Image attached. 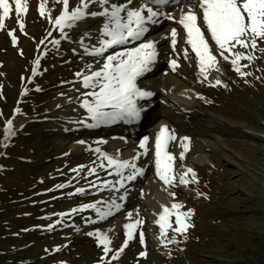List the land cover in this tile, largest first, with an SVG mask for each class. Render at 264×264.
Masks as SVG:
<instances>
[{
  "label": "rangeland",
  "instance_id": "374dc122",
  "mask_svg": "<svg viewBox=\"0 0 264 264\" xmlns=\"http://www.w3.org/2000/svg\"><path fill=\"white\" fill-rule=\"evenodd\" d=\"M22 2L27 4V11L17 17L14 0H9L12 8L9 15L13 16L14 21L9 23V29L3 33L4 39L0 42V79L4 78L9 82L4 92L7 99L0 93V114L8 111L13 101L12 108L16 105L14 97L16 85L19 83V97L25 90L32 93L19 103L21 108L28 113L33 112L32 108L40 111L39 125L41 122L49 125L54 119L49 113L53 103L74 88L78 76L89 73L94 65L99 64L100 59L89 60L84 55L73 57L69 55L70 50L67 53L62 51L68 50L67 46H71L75 38L70 42L63 36L67 26L61 29L54 24L58 16L55 12L61 11L63 6L61 0ZM42 3L45 5L44 15L39 11ZM80 5L81 0H77L71 10ZM94 9L101 11L98 3ZM18 19L23 22V30L19 24L13 26ZM48 24L55 26L59 37L47 42L41 35ZM10 30H17L20 34L24 31L25 35L19 40L12 33L15 36L13 45V37L8 34ZM60 46L64 49L59 48ZM238 50L245 53V58L238 62L243 77L239 76L233 65H226L228 83L223 90L215 93L219 104L210 106V111L230 121L236 128L230 132L231 135H224L223 149L218 144L215 148L206 146L202 141L205 145L203 151L214 163V171L203 165L199 170L192 169L188 177V186L203 198L199 199L195 206L188 205L186 212L191 210L192 214L187 221L191 227L186 232L181 234L173 231L177 227L175 215L169 217L172 227L166 229V236L161 237L159 225H155L154 244L164 248V254L147 247L146 244L150 243L145 231L148 221L142 213H138V219L142 223L137 225L135 234H132L133 238L116 259H113V256L124 244L126 229L120 228L112 237L107 254L99 243L97 233L88 235L91 231L85 223L95 217L96 213L92 208L84 206L99 200L105 189L112 187L108 180L114 177L115 169L107 167L94 153V149L101 147L105 136L85 138L87 145L83 149L79 148L81 146L72 148L67 143L69 139L58 134H50L46 138L34 134L29 140L34 142L33 148L20 147L22 145L19 144L23 142L17 141V138L9 140L10 145L17 144L12 149L5 146L0 157V171L3 163L4 168L15 166L12 171H7L5 176L0 172L1 202L13 204L8 198L11 191H8L9 184L19 183L22 179L30 180L39 172L44 175L46 169L49 170V182L47 185L39 183L42 186L38 190L49 189L50 185L56 182L55 185L62 194L56 196L52 190L51 196L44 200V204L33 202L42 205L36 217L30 221L16 222L18 225L26 224L27 231H21L19 227L18 230L23 235H19L15 240H0V264H264V253L262 261L257 253L264 251V66L260 58H264V41L258 40L255 50L239 46L232 49L234 53ZM248 56L253 59H247ZM35 86L36 90L41 91H36ZM19 108L18 112H22ZM26 117V113H16L4 124H0V132L2 133L6 125L7 130L12 129L13 133H17L18 125L24 120L28 123ZM154 121L155 119H149L146 125L149 123L154 127ZM59 129L56 128V132ZM7 130L0 142L8 134ZM76 134H81V131ZM21 140L23 141V138ZM16 155L29 156L33 160H30L31 163H19L16 161ZM53 155L59 157L57 164L56 161L53 163L58 168L50 170L49 162L44 158L49 159ZM70 156L75 157V160L70 159ZM195 156L196 154L193 155ZM92 169L94 171H91ZM17 173V178L12 179ZM61 185L63 187H59ZM78 189L83 191L79 192ZM75 198L76 200H72ZM44 213L52 215L42 221L39 214ZM57 213L62 217L58 218L60 216ZM14 217L12 214L8 219L12 220ZM47 221H55L56 224L53 223L51 228L48 225V229H37L35 235L28 236L36 229L34 224ZM54 227L57 228L53 229ZM0 231L7 232L9 228ZM141 232L144 234L143 244L140 243ZM14 235L16 233H9L7 237ZM252 243L255 246H252ZM13 244L17 245L18 252L11 257L6 249ZM142 252L145 255L141 256ZM23 257L24 259H21Z\"/></svg>",
  "mask_w": 264,
  "mask_h": 264
},
{
  "label": "snow or ice",
  "instance_id": "6c2138e0",
  "mask_svg": "<svg viewBox=\"0 0 264 264\" xmlns=\"http://www.w3.org/2000/svg\"><path fill=\"white\" fill-rule=\"evenodd\" d=\"M90 3H98L101 7L99 12L88 13L86 10ZM109 0H81V5L69 12L68 0H63V10L54 20V24L63 29L65 26H74L75 22L83 20L88 16L103 17L105 22L100 29L101 37L98 41L99 47H94L90 52L87 48L85 51L89 55L102 57L104 53L116 45H124L130 41H141L142 37L149 31L146 24H157L160 18L174 20L182 26L186 34V43L190 45L192 52L195 53L197 66L200 74L205 76L209 70L217 68V57L213 54L210 47V42L206 36L210 35L211 41H214L220 51V55L228 60L229 57L224 55L226 52H231L237 46L241 48H257V41H264V0H195L194 4L187 5V11L181 9L179 18L177 19L171 13H165L160 7L154 9L149 5L165 6L170 3L178 4L179 0H139V7H129L133 4V0H127L126 4H111L110 10L105 7ZM15 13L17 17L27 11V4L22 0H14ZM200 10V15L196 9ZM0 27H3L4 18L8 17L12 8L9 0H0ZM40 14L44 15L45 5L42 3L39 8ZM124 13L122 16L121 14ZM18 24L23 30V22L18 19ZM13 37L12 32L8 33ZM87 35V34H86ZM171 45L175 50L177 43V29L172 28L170 32ZM58 43V41H54ZM157 56L156 42L153 40H145L138 46L127 49L104 58L102 67L98 71H93L91 75L83 77V86L85 88H97L98 91L85 93L86 96L93 97L91 102L85 100L81 107L85 108L93 123L85 124L86 127L94 128L101 124H110L117 121L131 123L140 118L142 109L137 106L138 99H145L152 96L150 91L141 90L137 87V78L144 73L150 71V65L155 61ZM234 58L231 59V64L235 71L240 72L238 62L245 58L243 53H233ZM253 59L252 56L246 57ZM173 70L178 67L175 60L171 61ZM35 73V68L33 69ZM243 74V73H241ZM79 75V74H78ZM216 80V84H220ZM215 86V85H213ZM39 90V89H37ZM80 123H85L80 121ZM11 122H9V128ZM176 139L174 133L170 132L166 126H162L155 137V167L156 175L165 185H172L176 179L173 173L174 157L168 151L170 141ZM187 137L182 138V147L184 151L180 153V158L183 159L184 152L187 151ZM81 143H83L81 141ZM148 138L145 137L139 143V147L144 149L146 154L148 151ZM95 151L100 152L97 148ZM104 159L107 160L108 166H114L116 174L121 177V180H134L138 175L142 174V169L138 168L135 160L137 156H133L131 160H120L118 157L107 156L101 153ZM103 167V165H101ZM124 169H130V173L124 176ZM91 171H94L92 169ZM192 173V169H187L179 176L180 184H187L185 176ZM195 181V174L192 176ZM124 187V184H120ZM63 187V185L59 186ZM77 191L82 192L83 189ZM174 195V194H172ZM198 195H200L198 193ZM123 199V197H120ZM117 210L120 205L113 201L112 204ZM86 208H96L95 204L85 205ZM181 204L174 203L171 209L164 208L159 215L156 223L159 225L161 237L166 236V229L171 228L169 217L175 215V224L177 227L173 229L176 233H184L191 225L187 221L191 218V210L188 212H180ZM75 211V210H74ZM98 215L101 218L110 215V212H100L97 209ZM136 223L124 225L127 230L126 239L123 246L119 249L113 259L118 258L119 254L128 246V242L133 238L132 233L138 224ZM51 228V225L49 226ZM88 235H93L89 232ZM99 243L103 245V251L107 254L110 249L108 245L111 243L108 236L105 234H96ZM140 243H144V234L140 233ZM141 256L145 253H140Z\"/></svg>",
  "mask_w": 264,
  "mask_h": 264
},
{
  "label": "bare ground",
  "instance_id": "6f19581e",
  "mask_svg": "<svg viewBox=\"0 0 264 264\" xmlns=\"http://www.w3.org/2000/svg\"><path fill=\"white\" fill-rule=\"evenodd\" d=\"M61 1L63 3V0ZM76 1L77 0H68V8L70 10L75 5ZM137 1L138 2H136V0H133V4L130 7H139V0ZM194 2L195 0H183L179 1L178 4L170 3L165 6H149H152L154 9L160 7L163 12L171 13L178 19L181 13V9L187 11V5L194 4ZM92 6L93 4L91 3V5H89L88 9L86 10L88 13L94 12L92 10L96 7V5L93 7ZM62 10L63 6L61 8V11L58 10V12H55V15L59 16V13L61 14ZM196 11H198V8L196 9ZM0 15H2V10H0ZM94 19L95 17L88 16L83 20L75 22L74 26H72V28L74 29L72 34L69 31L63 32V36L66 39L70 40V42H72L75 38V42H73L70 46L71 51H82L86 56L89 57L90 60L100 59V62L99 64L94 65L89 73L81 74L80 76H78L79 79L74 88L69 90V92L65 96L59 98L55 103H53L54 105L52 108V112L56 118L52 120L50 127L61 128L62 132H66L67 134L75 132V136L69 138L70 140H68L67 142L72 148L82 146L86 143L85 140L82 139L84 136L77 135L76 131L78 132L82 129H86L85 133H87L89 130H97L101 128L106 130V132H109L108 134H106L107 139L102 140L103 143L101 147H99L100 152L95 151V149L94 152L96 153L95 155L101 158L102 162L104 164L106 163L107 167L111 169H115V167L108 166L107 160L104 159V156H102L101 153H104L107 156L118 157L120 160H131L134 155L137 156L135 163L138 168L142 169V174L138 175L134 180L122 181L121 177L116 174L115 169L113 172L114 177L110 181L112 187L107 192H105L106 195H104L96 203V208H94L96 217L91 219L86 227L92 232L97 231L96 233L107 235L110 240V237L112 235L119 232L120 227H124V225L126 224L136 223L138 219H136L135 213L141 210L147 215L146 218H148L149 221L147 230L148 235L150 240L154 241L153 230H155L156 221L159 219V215L163 212L164 208L170 209L172 204H169L170 202L167 198L166 193L160 194L157 189H154V179H151V175L146 172L148 166L146 165V168H144L143 166H139L140 160L142 159V157H147V153L139 155L140 153H143L144 150L138 151L133 146V143L137 141L132 139L133 133L127 132V130L129 129L128 126H130L131 123H128L126 127L117 126L111 123L101 124L94 128L85 126V124L93 123V121L89 117L87 110L81 107V104L85 100L89 102L93 100V97L86 96L85 93L98 91L99 89L98 87L85 88L83 86V77L85 75H91L93 71L100 70L106 56L134 48L138 46L139 43L145 40L155 41L157 51L156 59L150 65L151 70L138 77L136 83L137 87L141 90L150 91L152 93V96L150 97L137 100V106L142 109L140 117H143L145 119L155 118L156 120H158L157 116H159L161 112H165L166 108L159 107V110L157 112H154V109L158 104H156V106L153 108V97L157 94L166 96V93L169 92L168 89L171 88L172 85H176V83L178 82L175 74L179 72V69L177 70L176 68L175 70H173L171 67V61L178 55L181 56L182 60L189 65L191 63L196 64L197 59L195 53H189V49H191V47L186 43V34L184 33V31H178L177 23L174 20H168L163 17L160 18V22L157 24H146V27L149 28V31L145 34L144 37H142L141 41H133L124 45H116L113 48L108 49L102 57L89 55L85 51V48H87L90 52L94 47H99L98 41L104 38L100 35V29L105 22V18L100 17L97 22H93ZM12 20L13 16H11L7 20H4L3 24H8ZM51 25L52 24L46 25L47 27L45 28L44 33L41 35L47 42L49 40H52L53 38H56L57 36L59 37L57 31L55 30V26ZM172 28L177 29V38H180L181 40V46L178 50H174L171 45L170 32ZM80 32L81 35L78 36ZM206 38L210 42V47L213 51V54L217 57V68L221 70V62H224L225 64L227 61H231V59H233V53L232 51L226 52L224 55L228 56L229 59L225 60L220 55V51L218 50L217 46H215L214 41H211L210 35L206 36ZM59 48L64 49V47L62 46H60ZM239 52L244 54V52L242 51ZM219 70L217 71L215 69H212L206 72L209 74V80L211 82L220 80ZM169 95L170 94H168V96ZM205 119H208L213 123L222 124L223 127L232 128V125L228 123L226 119H223L222 117H220V115L212 111L201 110L195 112L193 114L192 122L190 125L192 129L195 130L197 137L200 138L206 144V146H210L208 145V142H212L213 144H215L216 139H218V136H220L222 133L221 130H218L214 126V124H212L213 128L207 127L204 123ZM80 121H84L85 123H80ZM118 122L119 121L115 123ZM148 126L150 125L148 124ZM161 127L162 123L159 122L156 127L153 128L154 135H157ZM81 141L83 143H81ZM168 147H173L171 150H168L169 153L174 157L173 173L176 176V179L173 182V185L182 186L184 184L179 183V176L184 173L187 167L185 164H183L185 152L183 159L180 158V153L184 150L182 147V142H180L179 140L176 143H174V140L170 141ZM197 147V151H199V154L193 159V161L195 163H202L208 160V154L203 151L205 145L199 143ZM122 171L124 176H127L131 170L124 169ZM121 183L124 184V187L120 186ZM184 188V190H188L186 186H184ZM120 197H123V199H121ZM133 199H137L138 202L136 204H131ZM113 201H115L116 204L120 205L118 210L112 206ZM97 209H99L102 213L110 212V215L101 218V216L97 213ZM106 224L109 226L106 227ZM102 225L106 228L100 227ZM156 250L159 252H163L161 248H157Z\"/></svg>",
  "mask_w": 264,
  "mask_h": 264
},
{
  "label": "trees",
  "instance_id": "16d2710c",
  "mask_svg": "<svg viewBox=\"0 0 264 264\" xmlns=\"http://www.w3.org/2000/svg\"><path fill=\"white\" fill-rule=\"evenodd\" d=\"M21 145V144H19ZM18 176V173L13 175L12 176V179H16ZM9 188H8V191L9 189L11 191L10 194L13 196H16L17 198L18 197H21L24 195V193L26 194L27 193H30V187H32V192L33 193H36L38 188L36 187V178H32V180H27V179H22L19 183H11L9 184ZM1 194V193H0ZM1 199V198H0ZM33 199H29V200H25V202H19L18 200L12 204V205H0V221L1 224L3 226H6L8 228H14V227H19V225L17 224H14V223H18V222H21V221H24L27 219H31L32 218V215H23L22 213L26 212V211H32L31 209L33 207H30V204L29 202L32 201ZM19 212V213H18ZM18 213V214H16ZM14 215L15 217L12 219V220H9L8 218L11 216V215ZM9 222L7 224H4V222ZM36 232V231H35ZM7 233V232H5ZM252 246H255L254 243H252ZM259 255H260V260L262 261L263 260V253L264 251L261 253V251L257 252ZM11 257L13 256L12 254H10Z\"/></svg>",
  "mask_w": 264,
  "mask_h": 264
}]
</instances>
